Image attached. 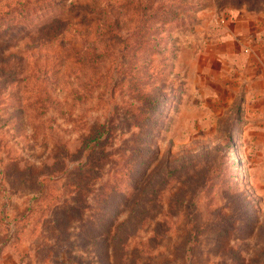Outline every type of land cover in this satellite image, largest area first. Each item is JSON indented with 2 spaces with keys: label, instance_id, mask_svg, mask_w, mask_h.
<instances>
[{
  "label": "rangeland",
  "instance_id": "obj_1",
  "mask_svg": "<svg viewBox=\"0 0 264 264\" xmlns=\"http://www.w3.org/2000/svg\"><path fill=\"white\" fill-rule=\"evenodd\" d=\"M114 227L264 264V0H0V264H122Z\"/></svg>",
  "mask_w": 264,
  "mask_h": 264
},
{
  "label": "trees",
  "instance_id": "obj_2",
  "mask_svg": "<svg viewBox=\"0 0 264 264\" xmlns=\"http://www.w3.org/2000/svg\"><path fill=\"white\" fill-rule=\"evenodd\" d=\"M94 140H95V139H94ZM88 146H89L88 144L85 145V148H88ZM125 221H126V220H124V221L122 222V225H123V223H127L128 220H127L126 222H125ZM141 221H142V220L140 219L139 222H141ZM136 224H137V223H136ZM138 224H139V223H138ZM140 224H141V223H140ZM118 231H119V228L114 227V228H113L112 235L109 236V237H110L111 241H112L113 244H114V248L119 247V248H121L120 251L123 252L122 255L120 256V258H121V263H122V264H135V263H133V262L128 258L127 254L124 253V250H125V248L127 247L128 243L130 242V240H131L133 237H135V235L132 236V233H131V234H129V233H124V235H123L122 237H119V235H118ZM113 264H117L116 261H114Z\"/></svg>",
  "mask_w": 264,
  "mask_h": 264
}]
</instances>
